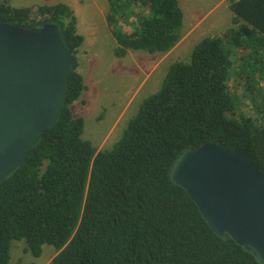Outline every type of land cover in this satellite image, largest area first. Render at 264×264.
Returning <instances> with one entry per match:
<instances>
[{"label": "trees", "instance_id": "16d2710c", "mask_svg": "<svg viewBox=\"0 0 264 264\" xmlns=\"http://www.w3.org/2000/svg\"><path fill=\"white\" fill-rule=\"evenodd\" d=\"M109 2L117 57L167 53L183 38L180 0ZM230 9L234 27L202 39L189 62L173 63L120 139L98 150L71 107L87 89L75 10L0 0L1 22L58 24L75 60L60 121L0 184V264H12L13 241L22 239L35 257L53 245L50 264H261L230 235L217 234L172 178L180 153L210 140L235 147L264 173V0H232ZM238 49L248 52L238 56ZM234 75H246L241 87L231 86Z\"/></svg>", "mask_w": 264, "mask_h": 264}, {"label": "water", "instance_id": "95a60500", "mask_svg": "<svg viewBox=\"0 0 264 264\" xmlns=\"http://www.w3.org/2000/svg\"><path fill=\"white\" fill-rule=\"evenodd\" d=\"M74 67L58 24L25 28L0 21V184L60 121ZM172 178L217 234L230 235L264 264V173L256 163L210 140L182 151Z\"/></svg>", "mask_w": 264, "mask_h": 264}, {"label": "rangeland", "instance_id": "374dc122", "mask_svg": "<svg viewBox=\"0 0 264 264\" xmlns=\"http://www.w3.org/2000/svg\"><path fill=\"white\" fill-rule=\"evenodd\" d=\"M6 1L14 7L65 3L76 11L78 31L85 36V42L76 56L78 70L84 76L87 89L73 107V112L85 119L83 137L91 141L98 150L111 149L120 139L129 121L137 114L142 101L161 88L173 63L189 62L194 47L202 39L221 35L234 27V13L230 9L232 0H180L185 13L182 31L185 35L189 33L181 44L167 53L130 50L127 56L117 57L115 49L118 42L107 20L109 0ZM192 25H197V28L191 32ZM125 29L133 31L128 26ZM247 52L238 49V56ZM244 63L248 65L246 69L253 68L249 62ZM256 77L259 79L261 76L257 74ZM233 78L230 81L231 86L241 87L240 83L246 75L242 78L234 75ZM129 101L130 106L126 107ZM117 119L119 121L112 132L110 129ZM26 248L25 239L13 241L12 264L20 260L23 264H50L57 254V249L50 244L43 246L40 257H35Z\"/></svg>", "mask_w": 264, "mask_h": 264}, {"label": "crops", "instance_id": "0c3cea01", "mask_svg": "<svg viewBox=\"0 0 264 264\" xmlns=\"http://www.w3.org/2000/svg\"><path fill=\"white\" fill-rule=\"evenodd\" d=\"M183 9V8H182ZM109 10H110V2H109ZM184 11V10H183ZM76 12V11H75ZM109 13V12H108ZM77 15V14H76ZM78 17V16H77ZM184 19H185V13H184ZM191 29H190V31L192 32V31H194V30H196V28H197V25L195 26V25H192L191 27H190ZM79 32V31H78ZM189 34V33H188ZM188 34H183V38H182V40L177 44V46L179 45V44H181V42L183 41V40H185L186 39V37H187V35ZM78 101V100H77ZM77 101H75L73 104H72V110L74 111V109H73V107L76 105V103H77ZM130 106V101L127 103V105H126V107H129ZM76 116V115H75ZM119 121V119H117V121L112 125V127H111V131L113 132L114 131V129H115V127H116V125H117V122ZM111 132V133H112ZM110 133V134H111ZM109 134V135H110Z\"/></svg>", "mask_w": 264, "mask_h": 264}, {"label": "built area", "instance_id": "2783aa9c", "mask_svg": "<svg viewBox=\"0 0 264 264\" xmlns=\"http://www.w3.org/2000/svg\"><path fill=\"white\" fill-rule=\"evenodd\" d=\"M39 19H40V17H39Z\"/></svg>", "mask_w": 264, "mask_h": 264}]
</instances>
